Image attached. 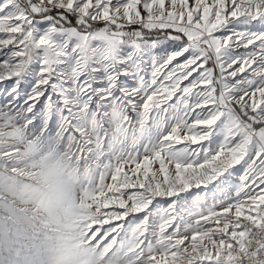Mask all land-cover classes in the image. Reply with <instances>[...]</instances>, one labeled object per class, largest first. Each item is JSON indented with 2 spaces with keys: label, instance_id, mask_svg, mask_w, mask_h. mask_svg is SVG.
Returning <instances> with one entry per match:
<instances>
[{
  "label": "snow or ice",
  "instance_id": "snow-or-ice-1",
  "mask_svg": "<svg viewBox=\"0 0 264 264\" xmlns=\"http://www.w3.org/2000/svg\"><path fill=\"white\" fill-rule=\"evenodd\" d=\"M0 264H264V0H0Z\"/></svg>",
  "mask_w": 264,
  "mask_h": 264
}]
</instances>
